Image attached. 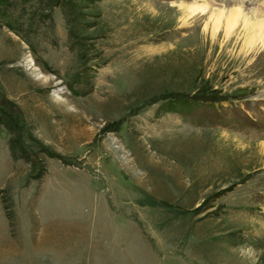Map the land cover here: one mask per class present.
Listing matches in <instances>:
<instances>
[{
  "label": "rangeland",
  "instance_id": "1",
  "mask_svg": "<svg viewBox=\"0 0 264 264\" xmlns=\"http://www.w3.org/2000/svg\"><path fill=\"white\" fill-rule=\"evenodd\" d=\"M196 3L0 0V264H264V50Z\"/></svg>",
  "mask_w": 264,
  "mask_h": 264
},
{
  "label": "bare ground",
  "instance_id": "2",
  "mask_svg": "<svg viewBox=\"0 0 264 264\" xmlns=\"http://www.w3.org/2000/svg\"><path fill=\"white\" fill-rule=\"evenodd\" d=\"M204 1L205 0L198 1L200 3H196L194 6L191 5V7H188V9L191 11V13H201L200 16H205L204 11L210 8V15L213 16L215 28H218L222 21L226 19L225 21L227 22L229 30H231L235 27L236 20H241L247 35L245 39L246 43L259 45L260 47L256 50L262 48L264 50V0H252L251 2H254V4H249L247 6L246 3L243 5L234 4L231 6L223 4L224 7L221 6L222 8L206 5ZM258 1L262 2L261 6H257ZM222 24L224 26V23ZM31 61L33 60L30 58L29 63H31ZM33 70L38 71L36 68H33ZM37 75L39 77H43V75L40 73ZM57 99L60 101L62 100L60 97H57Z\"/></svg>",
  "mask_w": 264,
  "mask_h": 264
}]
</instances>
